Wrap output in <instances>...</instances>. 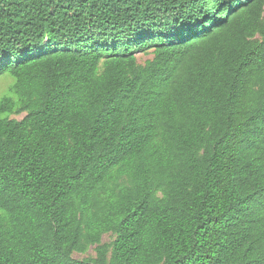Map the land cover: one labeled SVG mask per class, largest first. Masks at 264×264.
<instances>
[{
    "label": "trees",
    "instance_id": "trees-1",
    "mask_svg": "<svg viewBox=\"0 0 264 264\" xmlns=\"http://www.w3.org/2000/svg\"><path fill=\"white\" fill-rule=\"evenodd\" d=\"M0 76V264H264V0H0Z\"/></svg>",
    "mask_w": 264,
    "mask_h": 264
},
{
    "label": "rangeland",
    "instance_id": "rangeland-1",
    "mask_svg": "<svg viewBox=\"0 0 264 264\" xmlns=\"http://www.w3.org/2000/svg\"><path fill=\"white\" fill-rule=\"evenodd\" d=\"M139 60L140 62H144L145 59L148 57L146 55H142V54H139ZM13 80L12 78L8 77V76H0V96L4 93H6L9 89V87L11 86ZM21 118V117H19ZM111 240V236L110 235H104L103 236V241H110ZM89 255H94L95 254V251L93 248L90 249V251L88 252ZM76 257H84L85 255L83 254H75Z\"/></svg>",
    "mask_w": 264,
    "mask_h": 264
}]
</instances>
